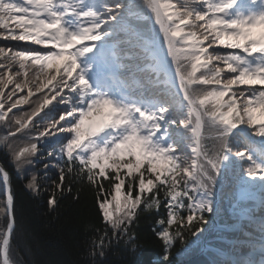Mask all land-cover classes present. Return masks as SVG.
<instances>
[{"label":"snow or ice","instance_id":"1","mask_svg":"<svg viewBox=\"0 0 264 264\" xmlns=\"http://www.w3.org/2000/svg\"><path fill=\"white\" fill-rule=\"evenodd\" d=\"M24 3L32 7L25 8L17 0H0V32L7 29L12 33L11 40L26 45L19 49L0 46V149L6 150L10 162L21 174L37 157L42 161L55 159V164L42 163L45 175L49 167L57 169L58 180L51 181L47 199L53 210L58 203L57 192L64 193V182L73 164L79 165L83 178L98 189L96 204L105 222V231L93 245L101 249V255L106 239L127 237L126 243L132 244L135 250L137 245L129 232L138 215V206L159 209L163 204L166 219H158L156 236L163 244V260H168L176 240L182 244L187 242L186 230L193 237L202 231L205 212L212 210L213 199L202 194L195 173L179 172L178 148L168 141L171 126L166 124V117L154 120L139 105L117 102L106 92L94 90L85 79L80 59L93 53L96 42L102 38V28L117 20L122 5L105 4L103 11L97 12L85 9L82 0H24ZM250 3L255 7L258 0ZM236 4L237 0H183V3L145 0V8L158 26L170 61L179 55L190 62L193 71L206 65L217 87L235 83L233 69L240 71L242 83L264 85L261 78L245 79L247 71L239 68L248 63L245 55L264 54V0H259L260 11L248 14H231ZM5 12L9 15L4 16ZM17 16L25 17L23 23L13 19ZM127 27L130 31L131 26ZM120 44L117 40L112 45L109 78L123 90L139 84V80L131 71L133 66L125 63L133 55L121 51ZM222 65L229 69L227 80L221 71ZM94 67L89 64L87 69ZM142 71L137 68V72ZM196 75L200 76V72ZM211 94L218 103L226 98L223 90ZM251 95L252 102L242 93L240 106L229 105L214 114L218 121L217 138L227 145L222 164L232 155L229 142L238 128L247 129L264 141V116L260 114V108L264 107V89H253ZM54 104L65 107L52 126L40 130V116ZM63 132L71 135L58 152L37 156L45 138ZM99 136L106 137L103 146L95 142ZM235 156L243 162L250 153L245 149ZM252 162L248 159V164ZM245 175L249 179H264V164L257 162L254 168L245 169ZM105 180L111 182L107 191ZM0 181L6 193L8 231L3 243L7 245L16 221L10 174L3 166H0ZM26 188L33 193L40 192L35 172L31 173Z\"/></svg>","mask_w":264,"mask_h":264},{"label":"trees","instance_id":"2","mask_svg":"<svg viewBox=\"0 0 264 264\" xmlns=\"http://www.w3.org/2000/svg\"><path fill=\"white\" fill-rule=\"evenodd\" d=\"M3 34H5L4 31L0 32V36ZM1 41H3L2 38H0V46L6 45ZM6 46L18 49L23 47L22 44L15 43ZM51 111L40 116L38 122L40 130H45L47 125L55 121L56 116L53 118L50 116L51 113L53 115L57 113L54 109ZM40 149L37 156L46 157V149L42 147V144ZM49 159L42 161L39 157L35 158L33 165H26L21 174L15 170L6 150L0 149V166L5 167L10 174L16 221L10 235V242L6 246L7 258L13 264H184L186 259H189L186 252L194 242H190L181 251L185 243L182 244L180 240H176L170 249L168 260H163V244L157 238L156 231L159 230L158 219H166V209L163 205L159 210L145 208L143 204L138 207V215L129 232L137 245L135 250L132 244L126 243L127 237L119 240L106 239L102 249L103 255H101V249L94 248L93 245L94 241L99 242V236L105 231V222L96 204L98 189L73 169L74 173L71 172L64 182V193L57 192L58 203L55 209L49 208L47 199L51 191L50 184L51 181L58 180L55 167H49L47 175L42 170V163H56L54 158ZM237 171L238 165L232 160L222 171L221 177L238 174ZM33 172L37 174L41 185L39 193H33L26 188ZM110 184V181H104L106 191L110 188ZM69 185H71V191H68ZM220 201L225 211L228 201L222 198ZM0 209H2L0 211L1 241L8 224L1 183ZM209 223L210 219L209 221L207 219L201 225L202 229ZM195 227L194 224L193 228ZM107 231L111 237L110 227ZM190 236L186 230L187 242ZM193 261L196 260L193 259Z\"/></svg>","mask_w":264,"mask_h":264},{"label":"rangeland","instance_id":"3","mask_svg":"<svg viewBox=\"0 0 264 264\" xmlns=\"http://www.w3.org/2000/svg\"><path fill=\"white\" fill-rule=\"evenodd\" d=\"M1 42L6 44V45L10 44V40L9 39H8V41H1ZM257 53H258V55H260L259 52H257ZM240 70L243 71L242 68ZM232 71H233V73L236 76L237 83L245 84V83L241 82L240 72L238 73V71L235 70V69H233ZM245 79H257V78H255V77H253L251 75L250 77H245ZM246 85H247V88L250 89L251 91L253 89L260 88V86H263V88H264V85H258V84H246ZM263 88H260V89H263ZM252 100H253V98L251 96L249 98V102H252ZM144 106H147V104H144ZM148 113L151 114L150 111H148ZM260 114L262 116H264V107L260 108ZM62 134L68 135L69 133L63 132V133H60L59 136L60 135L63 136ZM252 246H253L252 249L249 250L248 253H246V254L244 252H242V251L239 252V254L237 255V261L238 262H240L242 260L244 262L243 264H246V261H250L251 258H252L253 259V263L256 262V261H259L260 263H263V259H264V254H262V251H264L263 244L262 243H258L257 241H255V242L252 243Z\"/></svg>","mask_w":264,"mask_h":264}]
</instances>
